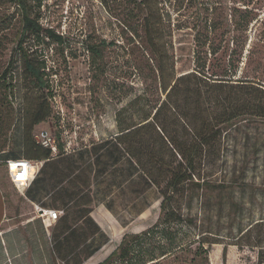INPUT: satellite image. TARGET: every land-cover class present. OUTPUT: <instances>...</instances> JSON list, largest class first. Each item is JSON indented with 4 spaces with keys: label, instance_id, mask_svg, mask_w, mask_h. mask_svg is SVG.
Wrapping results in <instances>:
<instances>
[{
    "label": "rangeland",
    "instance_id": "1",
    "mask_svg": "<svg viewBox=\"0 0 264 264\" xmlns=\"http://www.w3.org/2000/svg\"><path fill=\"white\" fill-rule=\"evenodd\" d=\"M27 2L30 16L63 35L64 42L45 32L39 41L26 36L23 47L47 82L46 88H39L25 70L19 48L22 9L16 0H0V182L15 192L3 162L6 155L25 157L23 142L38 143L43 130L56 135L61 154L89 146L101 130L107 137L118 133L121 121L138 123L152 117L165 96L160 67L177 75L193 70L196 32L204 33L211 22L218 29L211 33L205 52L211 51V43L221 47L216 56H208L213 68L222 71L232 55L239 77L264 86V0ZM236 23L242 28L236 29ZM38 118L44 119L35 124ZM142 135L153 138L151 149L170 156L151 128ZM179 135L183 136L181 129ZM224 135L220 162L197 169L193 181H154L151 189L143 183L141 208L131 218L140 223L126 227L121 239L124 232L161 223L165 196L170 209L183 219L177 227L182 244L157 264H264L256 246L258 241L264 246V227L260 236L257 229L239 239L251 224L264 220V120H239ZM136 166L125 164L121 181H150L142 170L139 180L131 170ZM198 174L206 181L197 179ZM123 197L127 224L130 202L128 195ZM35 211L24 213L31 222L25 227L22 249L11 258L0 249L5 255L0 264H64L66 258V264H98L115 250L117 238L112 235L101 250H80L70 258L68 250L53 248L52 229ZM139 212L143 215L137 219Z\"/></svg>",
    "mask_w": 264,
    "mask_h": 264
},
{
    "label": "trees",
    "instance_id": "2",
    "mask_svg": "<svg viewBox=\"0 0 264 264\" xmlns=\"http://www.w3.org/2000/svg\"><path fill=\"white\" fill-rule=\"evenodd\" d=\"M16 1L23 14L24 25L19 48L24 58L25 70L35 80L37 86L44 89L47 86L44 73L33 64L23 43L27 35L39 41L44 32L47 37L58 43H63L64 37L54 29L44 28L39 20L31 17L27 0ZM235 28H242V24L236 23ZM217 29V24L211 22L205 26L204 33L200 30L196 32L193 70L177 75L173 72L167 73L160 67L159 84L165 96L156 106L152 117L150 115L138 123L124 124L121 121L119 131L121 139L118 137L121 148L136 165L138 164V169L142 170L153 184L154 181H168L169 185L172 181L176 183L193 181L197 169L215 167L220 162L223 156L224 134L229 127L247 118L264 120V86L254 80L239 77L234 68L232 55L229 56L227 67L222 71L214 69L211 62L209 63V54L216 56L221 47L211 43L209 45L211 51L207 53L204 46L207 45L211 33ZM90 48L98 52L96 48ZM151 118L159 124L158 127L152 123ZM43 119L38 118L34 123L38 124ZM147 128L154 131V136L161 140L170 156L161 155L150 148V140L153 138L142 135ZM179 129L183 136L179 135ZM23 146L25 157L10 152L3 158L6 168L8 160L42 161L60 155L58 152L53 153L50 149L43 148L39 142L30 144L29 141H24ZM176 154L180 158H177ZM162 168H167L168 171L164 174L158 173ZM198 177L200 181H206L200 174ZM161 208L164 210L161 223L157 221L141 233L126 234L119 247L98 264H157L161 259L168 257L173 249L179 248L182 243L178 239L177 227L183 219L177 216L174 209H170L165 196L161 201ZM261 227H264V220L254 222L239 239L257 229L260 236ZM256 243V246H259V257L263 260L264 246L260 245L259 241ZM61 246L62 243H53L54 249L60 250ZM63 250L70 252V258L80 251ZM67 260L68 258L63 261L64 264Z\"/></svg>",
    "mask_w": 264,
    "mask_h": 264
},
{
    "label": "crops",
    "instance_id": "3",
    "mask_svg": "<svg viewBox=\"0 0 264 264\" xmlns=\"http://www.w3.org/2000/svg\"><path fill=\"white\" fill-rule=\"evenodd\" d=\"M119 134L107 137L101 130L89 146L35 161L37 174L25 191L14 186L15 192L13 186L5 188L0 182V249L7 257L22 249L25 227L31 222L23 216L27 209L35 210V206L60 212L57 220L45 222L52 229L53 243H62L59 248L69 250L99 251L113 239L112 235L117 238L116 250L126 234L141 233L156 222L139 231L124 232L121 239L126 227L139 225L140 222L136 225L131 218L135 217L136 208H141L143 183L147 189L152 184L131 179L121 181L122 167L136 164L121 148ZM131 170L139 174L140 180L141 170L138 167ZM124 195H128L131 211V221L127 224L124 223L126 209L121 206ZM142 215L139 212L137 219ZM4 256L0 252V259Z\"/></svg>",
    "mask_w": 264,
    "mask_h": 264
},
{
    "label": "built area",
    "instance_id": "4",
    "mask_svg": "<svg viewBox=\"0 0 264 264\" xmlns=\"http://www.w3.org/2000/svg\"><path fill=\"white\" fill-rule=\"evenodd\" d=\"M38 139L43 147L50 149L53 153L57 152L58 139L53 132L43 130L38 135ZM7 169L12 182L20 191H25L37 174L36 163L28 159L8 160ZM35 210L43 221L47 219L55 221L60 215L59 211L43 209L40 206H35Z\"/></svg>",
    "mask_w": 264,
    "mask_h": 264
}]
</instances>
